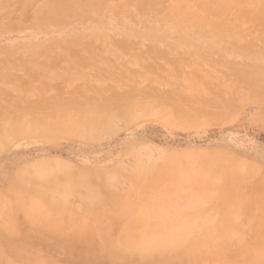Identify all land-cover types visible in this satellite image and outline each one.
Returning a JSON list of instances; mask_svg holds the SVG:
<instances>
[{
  "label": "rangeland",
  "instance_id": "374dc122",
  "mask_svg": "<svg viewBox=\"0 0 264 264\" xmlns=\"http://www.w3.org/2000/svg\"><path fill=\"white\" fill-rule=\"evenodd\" d=\"M194 1L0 0V264H141L104 241L193 221L224 171L264 192V0L199 27L180 13ZM250 204L219 247L229 264H264Z\"/></svg>",
  "mask_w": 264,
  "mask_h": 264
},
{
  "label": "bare ground",
  "instance_id": "6f19581e",
  "mask_svg": "<svg viewBox=\"0 0 264 264\" xmlns=\"http://www.w3.org/2000/svg\"><path fill=\"white\" fill-rule=\"evenodd\" d=\"M236 1L237 0H195L194 1L195 3L193 5H190V4H186L185 6L182 5L180 7L181 8L180 13H186L187 12V17L190 18V20L192 19L193 22L195 21V24L199 27L202 25L203 22H205L207 20V18L201 16L202 13L209 15V14H212V12L214 13L215 12L214 10L217 9V12H216L217 16H219L218 10L224 14L229 15L231 13V6L234 5L236 3ZM259 9H260V12L262 14V10L264 9V1L259 3ZM91 10H93V9H91ZM170 12H171V10H170ZM198 13H199V15H198ZM240 18L242 19L245 17L240 16ZM166 19H167V17H166ZM187 23H188V21H187ZM206 25H205V27H206ZM212 27L217 32H218V30H221V25L217 21L213 22ZM149 28H151V27H149ZM192 29H191V31H193ZM232 30H234V28H232ZM227 34H229V33H227ZM235 34L239 35V32H236ZM243 34H245V33H243ZM178 38H180V37H178ZM225 41H226V39H225ZM215 43H218V42L216 41ZM254 44L256 45V43H254ZM231 45H233V44H231ZM260 47H262V46H260ZM249 48L251 49V47H249ZM254 48H256V47H254ZM261 69H264V68H261ZM257 76L259 77L260 75L255 74L254 75L255 80H256L255 77H257ZM263 76L264 75L261 76L262 79H264ZM244 77L246 78L247 76H244ZM248 78L252 79V76L248 77ZM258 80L256 82H258ZM259 82L262 83L263 81L261 80ZM255 84H257V83H255ZM260 85L261 84H259V86ZM116 103H119V102H116ZM37 108H38V106H37ZM30 109H31V106H30ZM202 113H205V112L202 111ZM218 115H220V114H218ZM184 117H185V115H184ZM9 131L10 130L7 128H4V127L1 128L0 127V137L4 138V136H7ZM210 162H211V160H210ZM61 163H63V162H61ZM208 164H209V162H208ZM205 172H207L209 175L212 174V172H210L208 170L207 171L205 170ZM219 175H221V177H220L221 181L224 180L225 182L224 183L222 182L220 185L217 186L216 185V179L218 178V176H217V177H215V182L212 181L213 185L211 186L212 189H213V187H215V188L217 187L214 190H218V191H216L214 193H212L211 191H210L211 193L210 192L206 193V192H203L201 190L202 192L200 191L199 193L198 192L196 193V196H195L197 198L196 200L201 203V207H200L199 212L197 213V215L193 221L177 223L174 225H172V224L171 225H167V224L164 225L163 224V225H155V226L153 225L152 226V225L147 224V225H142L143 226L142 230H138V227L140 226L138 224H128L129 227L125 228L121 231V237L120 238H118L116 240H112V241L111 240H105L104 246L101 249L106 250V251H107V249L108 250L110 249L107 252V254L113 255L116 259L117 258L118 259L119 258H125V259L126 258H132L133 256L137 257L141 264H150L155 259H160V258L164 257L166 254L168 255L167 256L168 259L166 261H164V264H185V263H187V264H222L221 261L223 262V264L231 263V262H229V261H231V260H229V258L231 259V256L234 257L232 254L233 248H231V246H230V248H231L230 251H232V253H230V254H232V255H230V257L227 256L228 257L227 258L226 256L223 255L224 251H226V250H223V248H221L222 252H223V253H221L220 252L221 249L219 247L224 246V243L227 241V238L232 233L233 228H235L237 226L238 218H239L240 214L242 213V211L244 213L245 209H250V207L247 206L248 203L252 204L254 202L255 203L259 202L262 205L263 210H264V192H259L258 197L254 201H252V199L249 200L248 196H246L243 193H240L239 192V185L237 184V182L242 181V176H241V173L239 172V170L237 168L231 169L230 171H224L223 174L219 173ZM229 181H231V183H229ZM214 184H215V186H214ZM212 200H216L217 203L211 206L208 201L211 202ZM206 203H207V206L205 208ZM209 205H210V209H207ZM182 207H183V205H182ZM261 220H263V219H261ZM208 221L209 222L212 221L211 224ZM106 224H108V223H106ZM59 225H61V224L59 223ZM263 226H264V221H263V224H262V222H260V225L258 224V226H256L257 228L260 227V229H258L259 231L261 230V232H260L261 235L259 237V242H261V245L264 242V234H263L264 228H262ZM131 227H133L134 229L132 230ZM110 231H112V229ZM138 231L144 232V234L147 236L146 237L145 236H141V237L136 236L135 233ZM242 234H243V232H242ZM257 244L259 246V243H257ZM225 247H226V245H225ZM255 247H256V245H255ZM259 247H261V246H259ZM257 251L259 252L260 250L257 249ZM101 252L105 253L104 251H101ZM101 252H100V254H101ZM247 252L251 253V249L250 250L249 249L243 250V252H241V253L244 256ZM234 254L239 255L240 252H235ZM252 254L254 255V252H252ZM259 254H261V252H259ZM239 257L237 256V258H239ZM257 259H258V261L260 260L259 258H257ZM232 260L235 263V260H236L235 257ZM93 261H94V259H93ZM261 261H262V259H261ZM254 262H255V260H254ZM254 262L252 264H254ZM108 263H109V261H108ZM234 263H232V264H234Z\"/></svg>",
  "mask_w": 264,
  "mask_h": 264
}]
</instances>
